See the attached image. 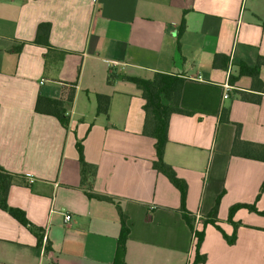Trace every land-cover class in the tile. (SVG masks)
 <instances>
[{"label":"crops","instance_id":"1","mask_svg":"<svg viewBox=\"0 0 264 264\" xmlns=\"http://www.w3.org/2000/svg\"><path fill=\"white\" fill-rule=\"evenodd\" d=\"M263 21L264 0H0V167L14 175L8 205L43 230L39 247L0 208V264H113L120 212L125 264H189L193 231L203 233L197 264H264V216L240 207L229 219L237 203L264 211V161L231 152L237 125L241 140L264 144V91L239 74L261 57L264 84ZM41 22L49 47L34 42ZM155 72L184 78L180 106L191 114L170 116L163 159L187 183L192 230L142 132L130 77ZM71 88L66 126L35 111L38 95L65 100ZM98 94L109 97L107 116L96 113ZM77 142L96 167L90 188Z\"/></svg>","mask_w":264,"mask_h":264},{"label":"trees","instance_id":"2","mask_svg":"<svg viewBox=\"0 0 264 264\" xmlns=\"http://www.w3.org/2000/svg\"><path fill=\"white\" fill-rule=\"evenodd\" d=\"M264 26V21L262 22ZM184 28V20L181 22L180 31ZM50 31V23L41 22L38 24L36 29V35L34 42L39 45L49 47L48 35ZM216 57H218L216 55ZM261 57H258L256 63L253 66L241 65L239 74H245L251 77L252 87L260 88V91H264V84L259 78V67L261 64ZM130 80L136 85L141 92V97L144 99L143 111V134L150 136L154 139L155 159L152 162L153 168L164 174L167 179L177 188L180 197L179 210L185 219L187 225L193 229V218L185 207V200L187 195V183L184 179L177 176L175 170L164 161L163 154L164 148L167 143V129L169 125L170 116L173 113H181L190 115L191 112L187 111L180 106L181 90L184 82V78L174 74H167L161 72H155L151 79H143L139 77H130ZM240 97L243 100H251L254 93L240 91ZM74 97V89L71 88L68 92L66 99L51 98L43 95H38L35 102V111L43 114L55 116L59 122L66 126L68 124V116L66 113L65 103L72 102ZM109 97L106 95L98 94L96 96V113L107 116L108 112ZM222 118V117H221ZM240 127L237 125L235 131V137L232 146V154L240 155L243 157L253 158L264 161V144H255L249 141L241 140L239 137ZM76 148L78 151L79 158V174L80 182L84 187L90 188V183L95 175L96 167L93 164L85 161L83 157L82 145L77 142ZM14 175L5 171L0 167V208L8 211L19 223L26 226L31 232H33L37 238V245L42 246V232L43 230L39 227L34 226L30 223L23 210L11 207L7 203V193L9 187L13 181ZM264 189V180L261 185V190ZM260 190V191H261ZM89 196L94 194L88 193ZM96 197H105L95 195ZM220 196L217 197L214 206L210 211V216L214 219L216 217L218 203ZM240 207H246L247 209L254 211L264 216V211H258L254 204L248 203H237L229 209V219L235 209ZM211 220L214 222V220ZM120 232L116 240V249L113 259V264H125V241L129 232V228L126 225V216L123 212H120ZM196 238L195 257L189 264L201 263L205 260V256L199 255L198 249L201 244L203 233L193 231ZM229 243H233L234 234L231 238L227 237ZM51 250L48 242L43 245V253L47 254ZM55 264V263H52Z\"/></svg>","mask_w":264,"mask_h":264},{"label":"built area","instance_id":"3","mask_svg":"<svg viewBox=\"0 0 264 264\" xmlns=\"http://www.w3.org/2000/svg\"><path fill=\"white\" fill-rule=\"evenodd\" d=\"M226 88H228V86H226ZM228 95H227V91L225 90L224 93H223V97L226 98ZM29 182H32V179H29ZM64 220L65 221H69L70 220V215L69 214H65L64 215Z\"/></svg>","mask_w":264,"mask_h":264},{"label":"rangeland","instance_id":"4","mask_svg":"<svg viewBox=\"0 0 264 264\" xmlns=\"http://www.w3.org/2000/svg\"><path fill=\"white\" fill-rule=\"evenodd\" d=\"M45 264V263H44Z\"/></svg>","mask_w":264,"mask_h":264}]
</instances>
